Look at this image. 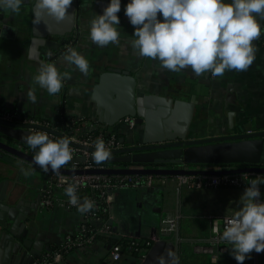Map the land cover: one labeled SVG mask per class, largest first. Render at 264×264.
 Wrapping results in <instances>:
<instances>
[{
    "label": "crops",
    "instance_id": "crops-1",
    "mask_svg": "<svg viewBox=\"0 0 264 264\" xmlns=\"http://www.w3.org/2000/svg\"><path fill=\"white\" fill-rule=\"evenodd\" d=\"M108 3L109 0H73L68 16L59 22L45 15L39 24H34L35 0H24L18 14L6 10L0 15V33L4 31V35L0 34V116L14 113L13 120L17 122L31 117L52 123L79 117L117 125L124 117L135 116L133 113L141 110L148 119L138 123L135 130L122 133L126 143H142L145 138L157 140L167 133L183 132L187 138H200L264 130L262 42H253L257 49L255 60L246 71H226L223 76H196L190 68L169 71L157 61L139 56L132 48L134 26L124 14L127 0H121L118 13L120 43L98 47L91 42L88 21L94 14H102ZM73 17L76 22L72 31L58 34L66 30ZM259 23L263 25L264 18ZM35 25L54 47L40 42L44 38L36 35ZM68 48H75L88 59L90 68L86 76L64 61ZM41 62L55 63L61 74L69 73L71 78L64 81L59 93L49 95L35 83L33 78ZM30 89L34 90L35 103L27 99ZM213 168L230 167L195 165L188 169ZM22 169H30L31 174L24 175ZM158 176L164 182L157 181L152 187L114 190L109 208L112 234L89 248L70 251L63 264H140L144 250L124 253L114 261L113 240H156L162 219L169 212L179 215V228L165 239L179 240L181 251L185 242L193 250L195 243L210 241L214 218L229 216L237 210L245 188H190L180 185L177 175ZM46 182L47 172L40 167L10 154H0V183L6 184L0 202L17 207L12 213L0 208V230L5 228L10 234L2 248L0 264H38L52 247L62 244L67 234L79 231L84 213L60 204L50 209L42 206ZM24 240L28 244L16 249L15 243L23 244ZM32 258L34 261L30 262ZM204 261L213 263L210 255L202 256L197 263Z\"/></svg>",
    "mask_w": 264,
    "mask_h": 264
},
{
    "label": "clouds",
    "instance_id": "clouds-1",
    "mask_svg": "<svg viewBox=\"0 0 264 264\" xmlns=\"http://www.w3.org/2000/svg\"><path fill=\"white\" fill-rule=\"evenodd\" d=\"M73 0H35L33 23L39 24L48 15L56 21L68 16ZM24 0H0V10L12 14L21 11ZM121 0H109L102 14H94L88 21V37L98 47L120 43L118 13ZM74 12V11H73ZM72 12V13H73ZM124 14L134 26L130 41L141 57L150 58L163 69L180 72L190 68L196 76L210 73L223 76L226 71H246L254 62L256 47L253 43L262 33L264 0H127ZM4 35L3 33H0ZM69 67L85 76L90 64L86 56L75 48H68L63 56ZM68 72L58 70L55 63L41 62L34 81L49 95L60 92ZM27 99L36 102L34 90ZM33 150V162L44 172L60 175V170L72 159L68 138L53 140L42 131L24 136ZM112 156L103 138L94 142L92 158L97 165ZM30 175L31 170H24ZM259 178L251 179L240 196V205L225 217L222 241L231 245L230 254L237 264H244L253 251L264 252V200L261 199ZM77 185L70 183L64 189L69 203L81 213L94 207L93 201L77 194ZM158 264H180L179 256L167 249L158 257Z\"/></svg>",
    "mask_w": 264,
    "mask_h": 264
},
{
    "label": "built area",
    "instance_id": "built-area-1",
    "mask_svg": "<svg viewBox=\"0 0 264 264\" xmlns=\"http://www.w3.org/2000/svg\"><path fill=\"white\" fill-rule=\"evenodd\" d=\"M264 25V24H263ZM258 41L264 44V28ZM3 119L13 120L16 114L9 113L0 116ZM25 124L40 125L35 131H42L54 139L68 138L72 150V159L62 168L76 171L75 173H61L56 175L47 172V182L42 190L41 204L44 208H53L60 204L69 210H76V206L69 203V198L64 189L70 183L76 184L77 194L83 199L93 201L94 207L91 211L84 213L81 227L77 233H69L64 241L55 251L50 250L42 256L38 264H63L67 253L75 249H85L92 246L100 236L109 237L112 228L109 223V208L111 193L114 190L130 187L143 188L152 187L157 181H163L158 175H134V174H107L103 173L108 165L102 163L97 165L92 158L94 142L103 138L111 152L141 145L143 143H126L122 140V133L126 130H135L137 127L136 116H126L117 125H107L88 118L74 117L63 123L39 120L27 117L20 121ZM82 158V159H79ZM261 173L239 172L223 174L191 173L177 175L178 183L190 188H219V187H246L251 179L261 178ZM227 217V216H225ZM225 217L212 220V237L209 242H197L193 245V252L197 254L210 255L214 264H219L220 258L231 251V246L220 239L224 230ZM180 217L173 212L167 213L162 219L158 238H168L179 228ZM128 239V238H127ZM154 240L140 241L128 239L125 248L122 244L112 245V258L118 261L124 253L146 252Z\"/></svg>",
    "mask_w": 264,
    "mask_h": 264
},
{
    "label": "water",
    "instance_id": "water-1",
    "mask_svg": "<svg viewBox=\"0 0 264 264\" xmlns=\"http://www.w3.org/2000/svg\"><path fill=\"white\" fill-rule=\"evenodd\" d=\"M5 12L6 10H0V15ZM75 22V18H71L66 30L57 33L63 36L67 32H71ZM36 35L46 40L43 39L44 41H40L41 43L54 47L51 41L47 39V35L38 32V30H36ZM61 45L59 42V47ZM133 115H137V123H142L145 118L148 119L147 116L143 115L141 110H137ZM36 128L42 127L0 117V150L35 165L32 158L33 152H31L33 150L25 142L24 136L35 132L34 129ZM176 136L180 139L176 140ZM51 139L56 140L54 138ZM142 143L141 145H134L112 152L110 161L127 163L128 165L122 167L111 166L101 172L107 174L169 176L191 173L223 174L250 171L264 175V130L200 138H187L183 132H179L177 135L167 133L166 136H161L157 140L145 138ZM133 163H138L139 165H134ZM218 164H240V166H231L228 169H188L193 165ZM35 166L39 167L38 165ZM75 172L64 168L60 170V173L71 174ZM5 185L4 183H0V199H4ZM0 208L7 209L12 213L16 211L17 207L0 202ZM109 223L112 224V219ZM15 230L14 228L10 229V231L16 233ZM8 236L10 237L8 230L5 228L0 230V255L4 251L2 248ZM27 244L28 240H24L23 244L15 243V246L16 249H20L23 245ZM167 249H172L179 256L180 264H186L182 258L179 240L173 242L162 238H158L152 242L140 264H158V257ZM29 261H34V258Z\"/></svg>",
    "mask_w": 264,
    "mask_h": 264
},
{
    "label": "rangeland",
    "instance_id": "rangeland-1",
    "mask_svg": "<svg viewBox=\"0 0 264 264\" xmlns=\"http://www.w3.org/2000/svg\"><path fill=\"white\" fill-rule=\"evenodd\" d=\"M261 192H262L261 199L264 200V184L263 183L261 185ZM183 249L185 252L182 251V258L184 259L185 263L189 261V263L199 264L197 262L200 261L202 256H205L203 254H201L199 257L197 255H194L195 253L193 252L192 247L187 242L184 243ZM256 262L258 264H264V252L256 253L255 251H253L251 254V258L246 259L244 261V264H255ZM219 264H237V261L234 259V257L231 254H228V255H223L220 258Z\"/></svg>",
    "mask_w": 264,
    "mask_h": 264
},
{
    "label": "trees",
    "instance_id": "trees-1",
    "mask_svg": "<svg viewBox=\"0 0 264 264\" xmlns=\"http://www.w3.org/2000/svg\"><path fill=\"white\" fill-rule=\"evenodd\" d=\"M104 164H106V165H108V166H115V165H117V164H119V163H116V162H112V161H110V159L109 160H107V161H105L104 162ZM123 165H128L127 163H122ZM134 165H139L138 163H133ZM132 165V164H131ZM194 166V165H193ZM214 166H219V167H231V166H240V164L239 165H231V164H218V165H214ZM262 176H261V180L262 181H264V175L263 174H261ZM262 184V183H261ZM101 238H104V236H100V239ZM117 243H120V244H122V246L125 248V246L127 245V243H128V239L127 238H116V239H114L113 240V244H117ZM59 248V245H56V246H54V247H52V251H55L56 249H58ZM186 264H193V263H189V261H187L186 262ZM199 264H214V263H210V261L208 262V261H204V262H202V263H199Z\"/></svg>",
    "mask_w": 264,
    "mask_h": 264
},
{
    "label": "flooded vegetation",
    "instance_id": "flooded-vegetation-1",
    "mask_svg": "<svg viewBox=\"0 0 264 264\" xmlns=\"http://www.w3.org/2000/svg\"><path fill=\"white\" fill-rule=\"evenodd\" d=\"M31 152H33V151H31ZM2 153L5 154V155L8 154L7 152H5V151H3V150H2V151L0 150V154H2ZM8 155H9V154H8Z\"/></svg>",
    "mask_w": 264,
    "mask_h": 264
}]
</instances>
